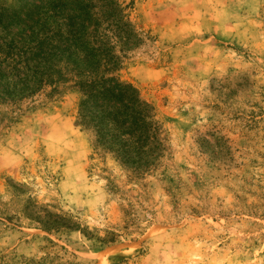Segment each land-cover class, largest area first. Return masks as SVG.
Wrapping results in <instances>:
<instances>
[{
    "label": "rangeland",
    "instance_id": "obj_1",
    "mask_svg": "<svg viewBox=\"0 0 264 264\" xmlns=\"http://www.w3.org/2000/svg\"><path fill=\"white\" fill-rule=\"evenodd\" d=\"M131 2L118 76L168 151L136 179L90 159L79 93L0 105V264H264V0Z\"/></svg>",
    "mask_w": 264,
    "mask_h": 264
},
{
    "label": "trees",
    "instance_id": "obj_2",
    "mask_svg": "<svg viewBox=\"0 0 264 264\" xmlns=\"http://www.w3.org/2000/svg\"><path fill=\"white\" fill-rule=\"evenodd\" d=\"M126 0H0V105L20 107L47 89L80 94L77 125L91 155L136 179L168 151L155 106L118 73L145 42ZM29 264L34 260H28Z\"/></svg>",
    "mask_w": 264,
    "mask_h": 264
}]
</instances>
